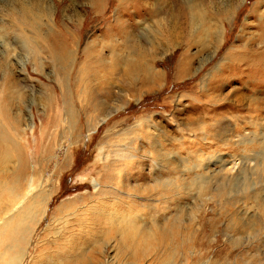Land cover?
Listing matches in <instances>:
<instances>
[{
	"label": "rangeland",
	"instance_id": "374dc122",
	"mask_svg": "<svg viewBox=\"0 0 264 264\" xmlns=\"http://www.w3.org/2000/svg\"><path fill=\"white\" fill-rule=\"evenodd\" d=\"M40 196L22 264L99 210L143 264H264V0H0V228Z\"/></svg>",
	"mask_w": 264,
	"mask_h": 264
},
{
	"label": "bare ground",
	"instance_id": "6f19581e",
	"mask_svg": "<svg viewBox=\"0 0 264 264\" xmlns=\"http://www.w3.org/2000/svg\"><path fill=\"white\" fill-rule=\"evenodd\" d=\"M140 66H143L146 74H148L147 71L151 69L147 67V64L141 63ZM133 71L134 70L131 71L132 74ZM155 75L158 78L160 77V74H157L156 72ZM148 77L149 76L146 78ZM39 198V202L33 200L32 205L29 204L21 210L19 203L13 205L11 213L8 215L3 227L0 228V235L2 236V240L0 239V249L4 248V251L0 255V264L23 263L26 253V240H29L27 236L32 237L33 230H35V228H32L35 226L34 223L37 218L35 209L40 205L43 206L46 201V198L43 196H40ZM16 208L17 211L15 210ZM61 210L62 209L59 208V211ZM95 211L96 210H93L94 213ZM96 214H98L99 217H102V220L103 218L106 219L104 227L96 226L92 229L88 228L86 231H80L81 233H77L76 235L67 234V230L64 234L56 232L55 237H53L52 240L46 241L45 247L34 252V260H32L31 264H102L100 258L97 257L94 258L96 260L95 263L93 261H91V263L86 262L84 260L86 253L85 251L83 252L84 249L82 246H84V248H89L88 246L90 245L91 240L98 244L105 236H107L109 240L119 237V240L123 245L118 252L123 256L127 257L128 249H132V257L129 256V259L132 260L133 258V261L128 262L126 261L128 258L121 256L122 258L120 259L119 264H143L144 253L150 242V237L148 235H146V237L143 236V232L138 228L137 222L132 218L123 217L120 214H104V211L102 210L96 211ZM80 222H82L81 219L78 220L79 225ZM68 224L69 223L66 224V228ZM82 225L84 224L81 223V226ZM48 227L50 226L47 225V228ZM130 240L132 242H130ZM137 241H140V243L137 244ZM28 242H30V240ZM91 244L93 245V243ZM170 249H173V247L170 246Z\"/></svg>",
	"mask_w": 264,
	"mask_h": 264
}]
</instances>
